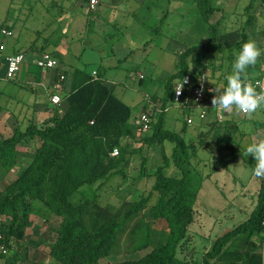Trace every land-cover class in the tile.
<instances>
[{
	"label": "trees",
	"instance_id": "trees-1",
	"mask_svg": "<svg viewBox=\"0 0 264 264\" xmlns=\"http://www.w3.org/2000/svg\"><path fill=\"white\" fill-rule=\"evenodd\" d=\"M194 3L197 14L207 24L212 49L222 52L245 42L246 34L242 31H217L216 23L210 19L215 10L211 0ZM209 45L189 46L178 53L176 69L165 82L160 106L151 110L150 126L145 132L141 131L139 120H131L132 108L112 92L101 75L93 76L77 68L71 74V88L65 96L68 106L51 124L41 127L30 124L0 140V166L4 172L11 171L24 156L18 149L21 142L30 139L38 142L27 153L28 163L0 190V232L8 248L25 237L30 215L37 209L36 202H40L48 213L45 220L54 223L49 231L48 254L60 264H180L177 250L194 220V204L203 179L192 159L198 146H206L211 135L221 141L217 133V123L221 121L208 122L207 131L200 132L195 142L165 128L164 118L179 81L186 79V85L200 83L198 76L206 69L205 62L193 72L189 57L193 61L199 51L209 52ZM165 142L172 144L171 153L162 151L163 162L151 172L154 177L151 192L157 197L147 211L153 220L165 222L164 238L139 258L102 263L100 260L116 248L118 231L146 208L151 195L126 203L119 216H112L94 200L74 204L70 197L84 185L124 174L129 157L143 145ZM136 143L139 146L134 147ZM114 147L119 153L112 156ZM172 168L176 174L166 173ZM85 214L93 217L90 223L83 219ZM4 216L9 220L4 221ZM148 245L149 233L144 232L135 249ZM14 259L13 255L5 261L13 263ZM192 264H264V176L248 218L217 235L201 259Z\"/></svg>",
	"mask_w": 264,
	"mask_h": 264
},
{
	"label": "rangeland",
	"instance_id": "rangeland-1",
	"mask_svg": "<svg viewBox=\"0 0 264 264\" xmlns=\"http://www.w3.org/2000/svg\"><path fill=\"white\" fill-rule=\"evenodd\" d=\"M78 1L80 0H0V27L3 22L7 24L9 22L13 24L14 22V32L19 33L21 31L22 35L29 32L30 28H37L41 32L40 34H43L48 28L49 31L55 30L56 36H65L67 43L72 50H75V54H78L77 50H79V67H82L89 73L92 69H96L103 73L104 78H109L108 73L110 72L100 64L98 54L101 50L107 48V46L109 49L111 47L113 49L118 48L120 45L135 48L136 45L143 44L144 39L151 37L152 41L146 43L145 54L140 53V58L144 57L142 58V62L141 60L139 63L134 62L129 71V75L132 76L130 83L135 85L139 94L150 93L153 84H160L162 86L168 74L175 70L176 55L172 53L170 59H160V56L157 57L158 48L156 47L160 46L163 41L161 34L167 35L171 33L172 40H177L179 44H184L185 47L202 43L209 45L210 43L208 42L207 24L197 14L198 11L194 0H184L183 2L181 0H172L171 5H168L163 0L157 4L154 3L151 11L153 17L152 19H147L150 24L144 32L139 25L108 29L105 24H102L103 30L99 31L97 28L96 37L93 36V33H87L84 30L85 28L82 27L83 20H81V17L84 16L81 15L80 9L75 7L72 9L71 4ZM213 2L215 0H211V4ZM245 2L247 0L240 2L234 10L232 9L231 2L224 3L226 6L223 5L222 8L216 9L211 21L216 23L219 33L239 30L248 35V40L258 41L263 39V19L253 18L250 25H242L243 20H247V16L252 17L254 13V10H247V12L243 10V7L246 5ZM167 8L171 9L168 13V19L163 18ZM62 13L63 15H61ZM243 13L245 16H243ZM59 15L62 16L61 19H59ZM100 15L103 16V9L100 11ZM216 17H219V19L216 20ZM69 19L70 25L65 23ZM157 23L160 25L157 26ZM94 29L96 27L92 23L91 30ZM157 30L161 34L155 35ZM122 31H124V35H122ZM106 32L113 33H110L111 35L108 36L109 33ZM2 37L0 33V39ZM104 42L107 46H104ZM177 42L176 44H178ZM209 48V52L199 51L198 56L193 61L189 57L190 67L195 72L205 62L206 69L201 75H205L204 85H225L226 77L231 73L232 51L239 47L233 46L231 50L227 49L222 52L212 49L211 45L208 46V50ZM163 60H166V65L158 63ZM262 63H264V53L263 58H258V64ZM152 64L156 67L155 70H152ZM136 72H139L143 77L141 79L133 78ZM254 72H256V75ZM112 75L114 82H119L120 79L118 78L124 77L119 72L114 77V71H112ZM250 75L263 78L264 70L252 71ZM197 76L195 78H201V76ZM199 109V107L188 109L175 102L169 104L165 112L164 127L169 130H176L178 125L185 119L187 112L190 111L197 123ZM219 112L221 113V111ZM206 117H215V110H208ZM174 121H179V123H173ZM222 123L223 120L221 123H217V128L220 131H224ZM263 123L264 115L259 114L257 122L253 121L251 123L246 134L240 133L237 129L231 137L226 136L222 138L221 136V142L220 139L215 137V139L210 141L209 145L215 151L225 146L227 152L221 154L220 152L213 151L208 154L210 159L208 162L206 161V165L210 169L208 171L211 173L209 177L202 179V182L205 180V184L203 186V194H200L198 199L196 198L194 204V220L188 227L185 240L178 247L177 257L181 261L180 264H192L201 259V254L206 248H209L213 239L222 229L226 228L228 224L229 226L236 224L235 221L230 219L225 224L218 225L219 214L224 209L223 205L234 203L232 196H234L235 192H239L244 187L248 188L254 176L252 173V167L255 165L254 157L251 154L245 157L244 153L250 143L261 140L256 136V129ZM195 129L197 128L195 127ZM222 133L219 134V137ZM185 139H188L187 135ZM138 143L133 144L134 147L139 146ZM171 148L172 144L169 142H165L164 144L156 143L151 146L143 145L138 152L134 151L131 158L129 157L123 168L124 174H115L94 184L84 185L70 197V201L74 204L94 200L93 202L99 207L106 209L112 216H119L126 203L136 201L141 196L151 195L146 208H143L132 216L122 229L118 231L117 246L109 256L100 260L102 263L139 258L148 252L154 244L164 238L165 222L153 220L147 215V211L149 206L156 201L157 197L155 192H151L154 182L151 172L156 165L163 162L162 151L170 154ZM213 158H215V161ZM219 158L220 163H218ZM216 164L220 167L213 170ZM17 171L14 169L4 172L0 166V190L16 176ZM166 173L172 175L176 174V171L172 168L167 169ZM247 199H253L256 203L255 195L253 198L247 197ZM36 203L37 209L30 215L29 224L25 229V237L19 243L14 241L10 248V255L6 256L10 258L14 255V262L7 263L1 261L0 264H60L54 261L48 254L50 244L49 231L54 223L53 221L45 220L48 216L47 210L43 208L40 202ZM88 207L91 208L90 205ZM89 208L88 210H90ZM3 219L7 221L9 217L4 216ZM83 219L90 223L93 217L85 214ZM96 219L100 220L101 218L96 217ZM144 232L149 233L148 247L135 249Z\"/></svg>",
	"mask_w": 264,
	"mask_h": 264
},
{
	"label": "crops",
	"instance_id": "crops-1",
	"mask_svg": "<svg viewBox=\"0 0 264 264\" xmlns=\"http://www.w3.org/2000/svg\"><path fill=\"white\" fill-rule=\"evenodd\" d=\"M163 1H166L168 5L172 4V0ZM183 1L184 0H181V2ZM159 2H162V0H98L96 9L94 11H91L87 8L85 0H80L77 3H72L71 7L72 9L74 7L80 9L81 15L84 16L81 17V20H83L82 27L85 28L84 30L87 33H93V36L96 37L97 28L99 31L103 30L102 24H105L108 29L113 27L139 25L142 27V31L144 32V30L147 29L150 24L147 19H152L153 17V13L151 12L152 7L154 6L153 4H157ZM230 2L232 4V9L234 10L237 8V5L240 2H243V0H215V2L211 4L215 10L210 15V19L213 17V14H215L216 9L218 10L220 7L222 8L224 3L227 4ZM245 3L246 5L243 7V10H246L245 12H247V10H254V13L252 17L247 16V20L241 19L243 20L242 25H250L253 18L264 20V0H247V2ZM102 9L103 16L100 15V11ZM170 10L171 9L169 8L166 9L163 18H169L168 13ZM61 15H63V13ZM61 15H59V19H61ZM243 16H245L244 13ZM218 19L219 17H216V20ZM69 21L70 19L65 23H68V25H70ZM92 23L94 27H96V29L94 30H91ZM13 24L15 23L13 22ZM13 24L10 22L9 24L3 22L0 27V33L3 36L0 39V46H3V48H0V140L12 136L19 130H25L30 124H34L37 127L51 124L53 119L57 115L61 114L68 106L67 102L65 101V96L71 88L72 72L74 71V69L82 68L79 67L80 63L78 62L80 55L79 50H77L78 54H75V50H72L70 45L67 43L64 35L56 36L55 30L49 31V28L44 31L43 34H40L41 32L37 28H30L29 32H26L25 35H22L21 31L19 33L14 32ZM156 25L158 26L160 24L157 23ZM4 28L8 29L11 34L8 36L4 35L1 32V29ZM106 33H109V36L113 32ZM159 33L160 31L157 30L155 35ZM122 35H124V31H122ZM161 35L163 41L160 46L156 47L158 48L157 57L160 56V59H170L173 53L174 55H176L177 61V55L179 52L186 49L185 45L179 44L177 40H172L171 33L167 35ZM247 40L248 35H246L245 41ZM150 41H152L151 37L148 39H144L143 44H138L135 48H129L128 46L120 45L118 48L114 49L111 47L112 50L109 49L107 44L104 42V46H107V48L99 52L98 58L102 67L110 72L108 73L109 78H104V76L102 75L103 73L99 72L96 69H92L90 72L92 74L93 71H95V76L101 75L104 83L112 89V92L120 100H122L132 108V121H137L140 113L145 108H147L148 103L144 99L146 95L149 96L152 100V104L150 106L152 108H154L155 106L158 107V105L161 103V99L164 96L165 82L168 76L172 74V72L168 74V76L164 79L162 86L160 84H153L152 91L150 93L139 94L138 90H136L135 85L130 83L132 77L129 75V71L131 69L130 67L134 64V62L139 63L140 60L142 62V58L144 57L140 58V53L145 54L146 43ZM175 41L178 44H176ZM255 42L262 51V55L259 58H263L264 38ZM42 51L51 53L57 59L58 65L51 69L38 67L35 64V61L39 53ZM15 52H23L25 54V60L21 64L20 69L14 74V76L9 78L6 76V57ZM158 63H161V65H166V60ZM155 68L156 67L153 65L152 70H155ZM261 69L264 70V63H257L255 66L249 67L243 74L244 81L246 83H252V81L256 78H260L253 77L250 75V73L252 71H261ZM112 71H114V77L117 76L116 73L118 72L124 77H119V82H114V78H112ZM61 73H63L65 76L61 81V89L58 91L61 96V102L59 105H53L50 102V96L52 93L57 92L55 84L59 81V75ZM254 74L256 75V72H254ZM142 77L143 76L139 72H136L133 78L141 79ZM223 86L224 85H204L206 91L205 103L207 105L205 111L207 112L208 110H215V117L207 118L206 115L202 119L198 117V121L196 123L195 118L192 116V112H187L186 117H192V123L187 124L185 117L182 123L178 125V128L172 131L182 133L184 138L187 135L188 139H185L187 141L196 142L198 134L202 131H207L208 122L214 120L216 118V114L221 111V114L223 115V122H225V124H223L224 131H220L219 128L217 130V133L219 134L223 132L220 137H231L233 132H236L237 129L238 131H240V133L246 134V132L250 128L251 123L253 121L257 122V116L259 114H262V116L264 115V106H261V108L256 112L250 114L243 113L238 109L223 110L219 107L213 108L214 106L212 105V99L217 94L215 89L222 90ZM173 123L178 124L179 121H174ZM195 127L197 129H195ZM256 130V136L260 139L264 138V123L261 124ZM213 135L208 138L206 146H198L199 148L196 151V156L192 159V163L201 171L204 179L209 177L211 173L208 171L209 168L206 164L210 159V156H208V154L215 151V149L210 147L211 145H209L210 141L212 139H215ZM37 145L38 142L35 139L25 140L21 142V144L18 146V149L22 154H24V156H22V159L18 162V167L15 166L14 168H12V170H18L20 167H23L25 164H27L29 160L27 153ZM222 146L224 145L222 144ZM215 152H220L221 154L226 153V147L224 146L222 149L216 150ZM215 158H213L214 161ZM218 163H220V158ZM219 167L220 166L216 164L213 167V170L218 169ZM204 182H202L201 184V188L197 194V199L199 198L200 194H203V186L205 184ZM260 182L261 176L258 177L254 175L248 185V188L244 187L242 190L235 193L234 191H232V193H234V196H232L234 203L223 205L224 209L221 210L219 214L220 217L218 225L221 226L230 219H232V221H235L236 224H232L231 226H229L228 224V226H226V228H223L218 235L222 234L226 230L234 227L235 225L243 222L248 218L256 203L255 201H253V199H247V197L253 198L255 195L257 200V193L260 187ZM209 248L205 249V251L201 254V257Z\"/></svg>",
	"mask_w": 264,
	"mask_h": 264
},
{
	"label": "built area",
	"instance_id": "built-area-1",
	"mask_svg": "<svg viewBox=\"0 0 264 264\" xmlns=\"http://www.w3.org/2000/svg\"><path fill=\"white\" fill-rule=\"evenodd\" d=\"M86 6L89 10L94 11L98 4V0H85ZM1 32L8 36L11 32L8 29H1ZM3 48V46H0ZM25 60V54L23 52H15L10 54L6 57V76L11 78L14 74L20 69L21 64ZM35 64L44 69H51L58 65L57 59L49 52L42 51L39 53L38 57L36 58ZM93 76H95L96 72L93 71ZM204 76H201L200 83L198 85H186L184 83L185 80L179 81L173 95V102L178 103L179 105L185 106L188 109H195L200 108L198 112L199 118H204L206 115L205 108L207 107L205 100H206V91L204 87ZM64 74L61 73L59 75V81L55 84L57 92H54L50 96V102L53 105H59L61 102V96L59 94V90L61 89V81L64 79ZM183 85L181 87V84ZM256 91L260 94H264V77L263 78H256L251 83ZM145 101L148 103L147 108H145L139 115V123L141 125V131L145 132L149 129L150 126V114L153 108L150 106L152 104V100L149 96H145ZM155 106V105H154ZM156 110L158 109L157 106L154 107ZM243 112V111H241ZM245 113V112H243ZM216 120L222 121L223 115L219 112L216 114ZM193 121L192 117H186V123L191 124ZM119 150L117 147H114L111 155L115 156L118 155ZM2 233L0 232V262L4 260V258L10 255V248L3 242Z\"/></svg>",
	"mask_w": 264,
	"mask_h": 264
},
{
	"label": "clouds",
	"instance_id": "clouds-1",
	"mask_svg": "<svg viewBox=\"0 0 264 264\" xmlns=\"http://www.w3.org/2000/svg\"><path fill=\"white\" fill-rule=\"evenodd\" d=\"M261 55V49L253 40L245 41L238 49H233L231 73L226 77V84L222 90L215 89L217 94L212 99L213 108L238 109L250 114L264 106V94L258 93L251 83H246L242 78L249 67L258 63ZM249 154L255 160L252 173L258 177L264 176V139L250 143L244 155L246 157Z\"/></svg>",
	"mask_w": 264,
	"mask_h": 264
}]
</instances>
